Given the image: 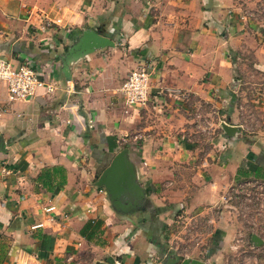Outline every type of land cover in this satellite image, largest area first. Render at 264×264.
I'll return each mask as SVG.
<instances>
[{
	"label": "crops",
	"instance_id": "crops-1",
	"mask_svg": "<svg viewBox=\"0 0 264 264\" xmlns=\"http://www.w3.org/2000/svg\"><path fill=\"white\" fill-rule=\"evenodd\" d=\"M232 6L0 0V56L57 83L12 100L0 80V264H177L164 238L178 210L210 207L229 181L264 168V128L242 134L246 104L264 110V26ZM47 18L60 23L46 26ZM86 27L115 44L65 73L58 54ZM140 62L151 68L149 99L129 106L119 87ZM123 144L151 201L138 208L145 213L116 209L96 184ZM44 168L62 183L41 186ZM90 218L102 232L87 240L80 228Z\"/></svg>",
	"mask_w": 264,
	"mask_h": 264
},
{
	"label": "rangeland",
	"instance_id": "rangeland-1",
	"mask_svg": "<svg viewBox=\"0 0 264 264\" xmlns=\"http://www.w3.org/2000/svg\"><path fill=\"white\" fill-rule=\"evenodd\" d=\"M232 7L264 26V0H235ZM247 55L248 61L253 60L250 53ZM254 110L250 104L243 109V136L251 134L248 132L251 129L264 128V110L260 113ZM195 129L199 135L200 131ZM150 204L145 199L144 206L149 208ZM184 209L178 210L164 238L178 262L189 256L207 264H264V181L242 176L229 181L212 206ZM138 211L145 213L142 209ZM217 228L223 232L218 241L212 237ZM252 234L262 239L260 244H255ZM157 254L153 255V263L159 260Z\"/></svg>",
	"mask_w": 264,
	"mask_h": 264
},
{
	"label": "water",
	"instance_id": "water-1",
	"mask_svg": "<svg viewBox=\"0 0 264 264\" xmlns=\"http://www.w3.org/2000/svg\"><path fill=\"white\" fill-rule=\"evenodd\" d=\"M114 40L105 35L102 30L86 27L83 28L77 37L58 54L61 61V68L68 73L69 64L96 49L106 46H113ZM225 131L235 129L233 126L221 123ZM96 184L102 185L109 195L114 207L118 210L129 212L136 208H142L145 202L144 189L137 181L135 166L129 158L128 148L122 147L114 153L109 163L98 175ZM255 244H260L262 239L256 234L251 235ZM178 264H207L204 261L185 256Z\"/></svg>",
	"mask_w": 264,
	"mask_h": 264
},
{
	"label": "built area",
	"instance_id": "built-area-1",
	"mask_svg": "<svg viewBox=\"0 0 264 264\" xmlns=\"http://www.w3.org/2000/svg\"><path fill=\"white\" fill-rule=\"evenodd\" d=\"M53 23L59 24L60 18H47L44 25L50 26ZM150 73L151 68L145 62H140L126 74L119 87L126 105L142 106L147 103ZM0 80L5 83L12 100H27L35 94L38 87L45 88L47 92H52L57 87L55 80L41 77L30 63L23 62L14 65L10 60L1 56ZM44 209L51 212L55 209V205L49 204ZM49 218L53 219V216L50 215ZM39 225L42 223H36L34 227ZM113 264H122V262L116 258Z\"/></svg>",
	"mask_w": 264,
	"mask_h": 264
},
{
	"label": "trees",
	"instance_id": "trees-1",
	"mask_svg": "<svg viewBox=\"0 0 264 264\" xmlns=\"http://www.w3.org/2000/svg\"><path fill=\"white\" fill-rule=\"evenodd\" d=\"M67 46L68 45H65L64 49ZM125 146L126 144L122 145V147H125ZM51 175H52L51 170L49 168H44L41 172H39L36 175L35 180H37V182L40 183L41 186H43L44 188L51 190V189H54L56 185L62 183V181H59L53 185ZM244 176L246 177L250 176L251 180L253 181H257V180L264 181V168L259 165H256L253 169L246 170ZM100 225H101V220L90 218L80 228V233L87 240H90L94 235H98L99 233L102 232ZM222 233H223L222 230L215 229L214 232L212 233L213 239L218 241V239L222 237Z\"/></svg>",
	"mask_w": 264,
	"mask_h": 264
}]
</instances>
